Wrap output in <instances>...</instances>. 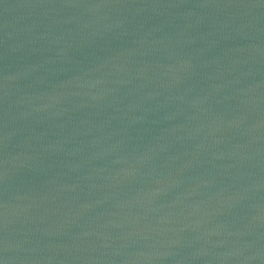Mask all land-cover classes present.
<instances>
[{"label":"water","instance_id":"obj_1","mask_svg":"<svg viewBox=\"0 0 264 264\" xmlns=\"http://www.w3.org/2000/svg\"><path fill=\"white\" fill-rule=\"evenodd\" d=\"M0 264H264V0H0Z\"/></svg>","mask_w":264,"mask_h":264}]
</instances>
